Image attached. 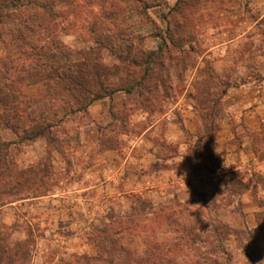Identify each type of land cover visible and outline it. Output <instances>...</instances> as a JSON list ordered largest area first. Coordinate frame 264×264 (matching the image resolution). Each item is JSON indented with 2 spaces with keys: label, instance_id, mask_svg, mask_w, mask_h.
Instances as JSON below:
<instances>
[{
  "label": "rangeland",
  "instance_id": "rangeland-1",
  "mask_svg": "<svg viewBox=\"0 0 264 264\" xmlns=\"http://www.w3.org/2000/svg\"><path fill=\"white\" fill-rule=\"evenodd\" d=\"M263 73L264 0H0V264L258 259Z\"/></svg>",
  "mask_w": 264,
  "mask_h": 264
},
{
  "label": "crops",
  "instance_id": "crops-1",
  "mask_svg": "<svg viewBox=\"0 0 264 264\" xmlns=\"http://www.w3.org/2000/svg\"><path fill=\"white\" fill-rule=\"evenodd\" d=\"M262 71L263 70L261 69V72ZM263 75H264V73H263ZM232 91L241 92L240 97L245 92H248V91L251 92L252 95H251L250 101L248 103L249 105H248V107H245L244 115L249 117V118H252L256 122L258 127L261 128V125L264 124V78H261V79L259 78L258 80H256V82L244 83L239 87L233 86V87L229 88L227 92L229 93ZM231 106L234 107V105H231ZM165 120H163V121H165ZM182 120L184 121L185 119H182ZM188 121H190V120L188 119L187 122ZM176 123H178V122L173 121V122L167 123V125L168 126H170L172 124L176 125ZM149 128H151V127L149 126ZM227 132H228L229 136L234 137V134L231 130H227ZM179 133H180V136L183 138V140H185V135H184L183 131L179 130ZM259 135L262 136V134H259ZM140 139L141 138L139 137L138 140H140ZM169 141H172V136H171V138L169 137ZM168 144L170 146L173 145L174 147L179 146V148L181 150H184L187 146L185 142H181V143H179V145L178 144L174 145L172 143H168ZM166 149H167V147H166ZM261 151H262V149H261ZM245 155H246L245 156L246 160L243 162L242 165L240 164L239 167L242 168L244 170V172L247 171L250 175H251L252 170H256L257 168H259L262 175L264 176V153L260 157H258V155L251 148H247V149L245 148ZM169 171H170V173L174 172V170H172V168ZM259 188H260V192H261L260 200H262V202L264 203V184L259 186ZM258 227H259L258 221L253 216V224L250 225L249 230L251 232H254V233L259 232L260 229H258ZM260 237H262V238H255L254 240H251L249 242L250 248L255 250L256 255L258 256V259L255 258V255L252 258H248V256H245L246 259H244V261H238L237 264H264V233H262L260 235Z\"/></svg>",
  "mask_w": 264,
  "mask_h": 264
},
{
  "label": "trees",
  "instance_id": "trees-1",
  "mask_svg": "<svg viewBox=\"0 0 264 264\" xmlns=\"http://www.w3.org/2000/svg\"><path fill=\"white\" fill-rule=\"evenodd\" d=\"M22 62H25V61L23 60ZM44 66H45L44 64L39 65L37 63H32L31 67H29L31 70L27 71V72H25L23 74H24V76H27L28 78H31V79H37V80H41L42 79V80H45V81L53 80L55 78H60L57 75L53 76V74H52L53 72L52 73H50V72L46 73L45 70L42 68ZM22 67H25L24 64L21 65V68ZM22 71H24V70H22ZM96 96L98 97V95H94L93 98H96ZM78 101H79V99H78ZM84 106H85V104H84Z\"/></svg>",
  "mask_w": 264,
  "mask_h": 264
}]
</instances>
